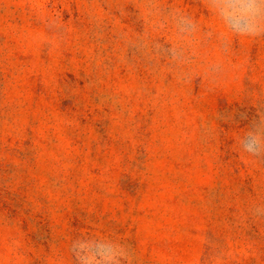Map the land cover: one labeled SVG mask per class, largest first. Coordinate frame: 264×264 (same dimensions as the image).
Instances as JSON below:
<instances>
[{
  "label": "rangeland",
  "instance_id": "obj_1",
  "mask_svg": "<svg viewBox=\"0 0 264 264\" xmlns=\"http://www.w3.org/2000/svg\"><path fill=\"white\" fill-rule=\"evenodd\" d=\"M0 264H264V0H0Z\"/></svg>",
  "mask_w": 264,
  "mask_h": 264
}]
</instances>
